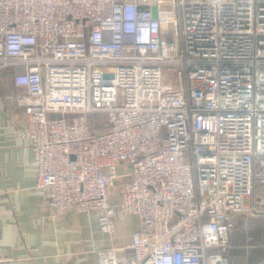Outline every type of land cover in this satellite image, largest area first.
<instances>
[{
  "label": "built area",
  "instance_id": "1",
  "mask_svg": "<svg viewBox=\"0 0 264 264\" xmlns=\"http://www.w3.org/2000/svg\"><path fill=\"white\" fill-rule=\"evenodd\" d=\"M0 70L48 217L138 218L95 264H230L234 218H264V0H0Z\"/></svg>",
  "mask_w": 264,
  "mask_h": 264
},
{
  "label": "crops",
  "instance_id": "2",
  "mask_svg": "<svg viewBox=\"0 0 264 264\" xmlns=\"http://www.w3.org/2000/svg\"><path fill=\"white\" fill-rule=\"evenodd\" d=\"M11 74L0 70V264H95L97 251L121 246L129 256L138 218L116 213L114 233H100L95 214L70 211L59 220L48 217L44 194L36 188L30 140L26 132L28 108L18 96ZM120 171V173H118ZM125 167L109 191L112 205L128 181ZM227 257L230 264H264V218L236 217ZM248 239H251L248 241Z\"/></svg>",
  "mask_w": 264,
  "mask_h": 264
},
{
  "label": "trees",
  "instance_id": "3",
  "mask_svg": "<svg viewBox=\"0 0 264 264\" xmlns=\"http://www.w3.org/2000/svg\"><path fill=\"white\" fill-rule=\"evenodd\" d=\"M101 117L99 116H94L92 118H89V124L91 125L92 128H100L101 124H99V122L101 121Z\"/></svg>",
  "mask_w": 264,
  "mask_h": 264
},
{
  "label": "rangeland",
  "instance_id": "4",
  "mask_svg": "<svg viewBox=\"0 0 264 264\" xmlns=\"http://www.w3.org/2000/svg\"><path fill=\"white\" fill-rule=\"evenodd\" d=\"M173 77H175V74L173 75V74L170 72V70L164 72V78H163V79H164V82L167 83L166 78H169V79L171 80V79H173ZM118 173H120V171H118ZM118 173H117V174H118Z\"/></svg>",
  "mask_w": 264,
  "mask_h": 264
},
{
  "label": "water",
  "instance_id": "5",
  "mask_svg": "<svg viewBox=\"0 0 264 264\" xmlns=\"http://www.w3.org/2000/svg\"><path fill=\"white\" fill-rule=\"evenodd\" d=\"M152 15H153V18L156 17V10H155V8L152 9ZM263 207H264V206H263Z\"/></svg>",
  "mask_w": 264,
  "mask_h": 264
}]
</instances>
